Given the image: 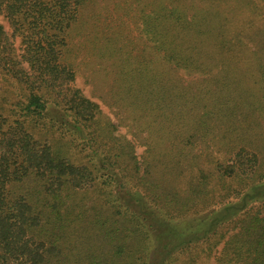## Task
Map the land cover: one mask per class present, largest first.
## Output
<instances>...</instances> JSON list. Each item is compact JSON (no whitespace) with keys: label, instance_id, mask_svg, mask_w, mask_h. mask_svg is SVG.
Wrapping results in <instances>:
<instances>
[{"label":"trees","instance_id":"16d2710c","mask_svg":"<svg viewBox=\"0 0 264 264\" xmlns=\"http://www.w3.org/2000/svg\"><path fill=\"white\" fill-rule=\"evenodd\" d=\"M169 1L171 13L151 24L164 59L211 74L197 81L193 98L169 72L125 73V104L139 108L135 118L151 144L159 142L157 149L145 142L140 161L135 143L115 136V124L103 122L99 106L72 85L67 37L84 0H0L12 29L0 23V74L9 83L0 100V264H142V257L143 264H165L201 241L211 250L220 227L239 212L245 215L225 249L264 264V29L251 39L260 80L259 94L249 96L227 63L211 71L224 52L229 58L249 42V35L226 33L251 0H198L190 21L179 17L190 9L185 0ZM220 123L240 141L229 158L209 157L210 167H196L187 181L182 172L194 164L179 140L206 144ZM139 244L147 254L135 258Z\"/></svg>","mask_w":264,"mask_h":264},{"label":"rangeland","instance_id":"374dc122","mask_svg":"<svg viewBox=\"0 0 264 264\" xmlns=\"http://www.w3.org/2000/svg\"><path fill=\"white\" fill-rule=\"evenodd\" d=\"M185 1L190 5V9L178 10L179 17L181 21H190L192 15L198 11V0ZM231 4L236 6V0H232ZM241 6L239 8L243 9V13L233 16L234 24L227 31L226 36L227 39L233 38L237 31L244 38L249 35V42L241 50L229 52V58L224 52L225 56L220 60L219 66L212 68L211 72L218 73L222 69V64L227 63V67L233 71L235 77L241 79L242 89H248L249 96L253 93L258 95L260 79L254 69L259 52L251 39L257 29H264V0H251L248 8L245 5ZM172 9L173 6L169 0H84L77 15L78 19L67 37L69 50L66 59L75 72L72 85L79 88L84 96L99 106L103 122L107 120L115 124L113 128L115 136L125 137L135 143L134 152L140 161L152 140H149L147 130L143 128L142 120L135 118V115L139 114V108L125 104L122 84L129 83L125 82L128 79L125 73L138 67L155 72L158 70L169 72L174 78L188 84L187 89L190 97L193 98L194 93L200 89L198 85L200 82L197 81L211 74L208 71L199 70L188 72L187 69L175 67L174 62H166L164 59L166 47L156 41L151 24L170 14ZM0 23L11 34L12 29L6 17L1 15ZM19 36L13 37L17 54L21 53L18 49ZM18 57L20 58L19 55ZM24 65L26 66L25 63ZM171 65L175 67L173 71L169 69ZM8 86L9 83L0 74V100L8 98ZM227 120L226 117L224 123ZM248 123L249 120L246 118L242 126H247ZM223 125L219 124L215 136L211 133L205 138L206 144L197 145L199 144L197 143L196 146L191 147L179 140L180 147L185 150V154L188 153L187 159L194 164L193 171L185 169L181 177L187 176V181H193L192 177L198 175L195 171L196 167L202 168L203 164L207 165V168L210 167V164H207L209 157L212 160L229 158L231 151L235 149L233 146L240 140H234L233 137L225 135L226 128ZM187 128L183 125L180 131L185 133ZM262 130H264V122ZM158 144L155 138L151 145L157 149L155 145ZM71 150L72 148L68 149V151ZM81 155L82 153H77L79 158H82ZM146 155L149 156V153L146 152ZM259 170L264 172V168ZM230 199L225 198L224 201ZM231 200L236 201L237 198ZM259 204L253 203L252 207L255 209ZM217 205L214 203L213 206ZM244 215L245 212H239L235 218L220 227L219 234L223 235L218 238L216 245L210 246L211 250H209L208 242L201 241L185 251L177 252L165 264H248L249 258H246L244 254L239 256L233 246L230 245L225 249L226 241L238 231L239 219ZM140 244L136 246V251L133 253L135 258L143 253L147 254V247H140ZM144 259L145 257H142V264ZM127 260L124 264H135L137 261H130V258Z\"/></svg>","mask_w":264,"mask_h":264}]
</instances>
